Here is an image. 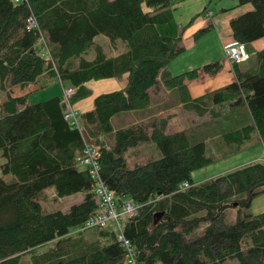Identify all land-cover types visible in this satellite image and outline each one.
I'll return each mask as SVG.
<instances>
[{"label": "trees", "instance_id": "trees-1", "mask_svg": "<svg viewBox=\"0 0 264 264\" xmlns=\"http://www.w3.org/2000/svg\"><path fill=\"white\" fill-rule=\"evenodd\" d=\"M244 4L251 8L232 17L229 26L233 40L248 51L249 67L196 98L185 83L174 91L182 109L210 117L209 129L198 135L187 129L169 132L170 114L115 130L111 122L118 113L147 109L150 89L171 78L168 64L184 51L188 24L177 22L170 0H0V81L26 88L42 76L57 79L76 88L74 104L91 95L86 82L127 77L123 88L94 97L93 107L79 114V127L64 118L61 94L29 102V93L10 91L0 103V167L13 175L10 181L0 177V264H21L23 256L31 264H129L110 227H95L100 239L90 243L70 236L97 209L95 181L87 167L76 164L83 139L98 145L100 176L117 202L131 198L141 205L122 227L139 263L264 264V211L248 210L264 192V160L198 183L190 176L212 161L206 152L210 137L231 147L228 153L255 142L264 146V48L250 46L264 38V0H239L237 6ZM31 15L37 26L27 29ZM211 28V23L199 28L193 40ZM39 32L49 53L37 43ZM100 34L112 43L123 41L126 49L107 56L97 45L94 58L85 59ZM221 68L215 60L201 69L213 75ZM213 106L226 108V114ZM221 117L224 129L209 136ZM106 135L109 144L102 140ZM145 142L154 143L160 157L128 167L126 151ZM185 181L191 185L181 189ZM50 186L59 197L83 193V198L66 211L44 212L39 195ZM230 208L236 210L231 223Z\"/></svg>", "mask_w": 264, "mask_h": 264}, {"label": "rangeland", "instance_id": "rangeland-1", "mask_svg": "<svg viewBox=\"0 0 264 264\" xmlns=\"http://www.w3.org/2000/svg\"><path fill=\"white\" fill-rule=\"evenodd\" d=\"M170 1L173 3L174 7H176L174 9L175 18L177 19V21H180L182 23L180 24L178 22L181 26H185L188 22L192 21L193 20L192 17L196 14H199V16L201 17L205 16L204 14L207 11V9L212 11L213 16H215L216 14L217 15L221 14L222 8H230V9L238 8V10L246 9V7H249L248 9L251 8L250 4H244V5H239L238 7H233L239 3V0H170ZM201 37L203 38L200 39ZM199 39L200 40H198L197 43L194 45L188 44V41L183 42L185 50L178 55L177 59L174 62H172V64L173 63L177 64V68H176L177 71H180L182 68L188 67L189 63L193 61H199L203 59L204 55L211 54L210 57H215V55L217 54V49L215 45H217L216 42L219 41L217 37V31L211 28L203 35H201ZM204 44L207 45V49H208L205 51V53L203 51ZM97 45H101L105 55H112L114 54L115 51L117 52L122 51L123 47L124 49H126L125 43L123 41L117 39L114 43H112L107 36L100 34L98 35V37L94 39V45L86 53L83 54V57L87 60L92 59V57L95 56L96 53L95 46ZM253 46L255 47L254 44ZM248 67H249V61L248 64L242 68V71L246 70ZM45 78L46 77L43 76L40 77L37 83L31 84L27 88H20L18 86L11 87L9 79L0 81V103H2L5 100V98L7 97V93L10 91L12 95H19L20 93L23 92L29 93L28 96L29 102H33L38 99L47 98L52 94H60L61 86H60V82L57 79L56 80L50 79L51 83L49 84L48 89L44 90L42 88L44 84L42 83L41 80ZM117 78H118L117 79L118 82H120L121 84L126 83L127 81V77H125V80L121 76ZM98 80L95 81L90 80L87 82L91 90V96H90L91 99L96 96L97 89H104L105 87L104 84L97 83L96 81ZM66 84L67 83L65 82L64 85ZM93 84L95 85L94 88L92 87ZM174 91L170 92L168 90V92H166L168 98L166 103L169 107H172V109H177L178 103H177L176 93ZM150 96L152 103L153 94L151 92H150ZM160 108H162V106L156 107L152 105L151 107L150 104V107L145 109L144 111H138L139 113H137V117L140 119L147 114L154 113L156 109H160ZM212 109L217 111L221 110V112H224L223 114H226V108L213 106ZM123 113L124 112L118 113L112 117L111 122L114 126H119V124L122 121H127L131 119V115H124ZM191 113H188V111L186 112V109H182L181 114H177L178 119H181L182 122L181 125L185 126L184 129L189 130V132L192 134H198V135L206 132L209 129L206 126L208 125L207 120L210 117L207 114L201 116L197 112H195L196 114L195 113L191 114ZM214 122H215L214 124L215 128L217 129L213 128L209 136L214 132L218 133L220 131L219 129L221 128L223 130L224 126L226 125V121L224 117L215 119ZM177 124H179L177 123V121L172 123L169 126V130H171L173 127H176ZM110 138L111 135H106L102 137V140L105 141L106 144H109ZM90 143H94V142L91 141ZM230 149L232 148L228 147L226 149V146L221 144L218 136L208 138L206 140V152L207 155L213 159L210 163L198 167L191 171L190 176L193 183L204 181L208 178L215 177L219 174H222L226 171H229L231 169H234L251 161H255L254 160L255 157H258L259 155L260 157L264 156V146L261 142L258 143L255 142L251 146L250 145L243 146L239 150L228 153ZM125 157L128 167H133L135 164H141L150 161L152 159H157L158 157H160V153L157 146L154 143L145 142L139 144L136 147L128 149L125 153ZM3 161L4 159L0 152V166ZM0 177H3L6 181H10L13 179L12 174L10 173L3 174L1 172V167H0ZM82 198H83V193H75L72 195L59 197L58 195H56L55 189L52 186L45 188L39 195V201L42 205V210L44 212H50L54 210L66 211L72 203L78 202ZM248 210L253 214H257L264 211V192L256 195L252 199ZM227 214H228L227 220L230 223L234 222L236 217V210L230 208L228 209ZM96 231H97L96 228H88L75 232L72 231L70 233V236H73L74 239L77 241L90 243L100 239L99 235L96 234ZM21 261H22L21 264H31L28 256H23ZM225 264H236V262L231 260L229 262H226Z\"/></svg>", "mask_w": 264, "mask_h": 264}, {"label": "crops", "instance_id": "crops-1", "mask_svg": "<svg viewBox=\"0 0 264 264\" xmlns=\"http://www.w3.org/2000/svg\"><path fill=\"white\" fill-rule=\"evenodd\" d=\"M233 7H238V6L235 5ZM248 8L249 7H246V9H242V10H238V8H233V9L222 8V9H224V11L221 12V14H218V15L216 14L215 16H213L212 20L208 19L206 16H203V17L197 16L194 20L191 21V23L188 22L187 23L188 25L186 26V28L184 30L182 44H183V42H186V41H188V44H193V45L196 44L197 41L202 39L203 37H201L200 39L198 38L197 40H193L192 34L196 30H198L199 28L205 27L208 23H211L212 29H215L217 31V37L219 40L218 42H216L217 45H215V47L217 49V54L215 55V57H210L211 54L204 55L203 59L189 63L188 67L182 68L180 71H177V69H176L177 64H174V63L172 64V62H174L178 56L175 57L174 59H172L168 64V70L170 72L171 78L168 80H165L166 85L164 84L163 80H160L159 85H157L156 87H152L150 89V92L153 94V101H152V103L150 102L151 107H152V105H154L156 107L162 106V108L156 109V111H154V113L147 114L140 119L137 117V113H139L138 111H131V110L126 111L123 114L124 115H131V119H129L127 121H122L119 124V126H114L112 124L114 130L117 128L129 126V125L134 124V123H138V122H140V121H142V120H144V119H146L152 115L165 116L168 114L172 115L168 119L167 130L169 132L184 129L185 126L181 125L182 124L181 119H178V116H177V114H181L182 109L180 108V105L177 106V109H172V107H169L167 105L166 102H167L168 98H167L166 92H168V90L170 92L171 91L173 92L176 89V87L179 86V84L185 83L187 85L190 96L192 98H196V97L201 96L203 94H206L208 92L214 91L218 88H221V87H223V86L227 85L228 83L235 80V74L232 71V66L224 54V46L233 40V38L231 36L229 20L232 17H234V16L242 13L243 11L247 10ZM177 22L182 24L180 21H177ZM96 37H98V35ZM263 39L264 38H260V39L255 40L251 43L250 46L253 48V50H259L262 47H264V40ZM253 44L255 45L256 48L253 46ZM123 49H124V47H123ZM123 49H122V51L125 50V49L124 50ZM206 50H208L207 45L204 44V47H203L204 53ZM122 51H119V52L115 51L114 54L107 55V56H116L117 54H119ZM93 58L94 57H92V59ZM89 60H91V59H89ZM215 60H218L222 63V68L217 73L210 75V74L202 71L201 68L204 64L213 62ZM195 68L199 69L197 71L196 76L193 78L187 79L190 71L195 69ZM121 77H123L125 80L126 75H123ZM117 79H118L117 77H110V78L99 79L98 81H96L97 83H102L105 86L104 89H97L96 95L99 93H102V92H108V91L118 90V89L123 88L126 83H122L123 84L122 85L120 82H118ZM41 81L44 84V86L42 88L44 90L48 89L49 84L51 83L50 79L45 78ZM30 85H28V86H30ZM85 85L89 88L87 82L85 83ZM92 87L94 88L95 85L93 84ZM39 91H41V90H39ZM24 93H27V92H23L20 94H24ZM52 95H54V94H52ZM52 95H50V96H52ZM90 96L83 98V99H80L79 101L74 103L75 109L77 111H79V114L81 112H85L87 110H90L93 107L94 97L91 99ZM39 100H42V99H38L36 101H39ZM149 107H150V105H149ZM188 113H191V112H188ZM175 121H177V123H179V124H177L176 127H173L171 130H169V126L172 123H174ZM256 158H258V159H256ZM260 159H264V156L260 157V155H259L258 157H255L254 160H260Z\"/></svg>", "mask_w": 264, "mask_h": 264}, {"label": "built area", "instance_id": "built-area-1", "mask_svg": "<svg viewBox=\"0 0 264 264\" xmlns=\"http://www.w3.org/2000/svg\"><path fill=\"white\" fill-rule=\"evenodd\" d=\"M15 2H22L26 0H14ZM206 17L210 20L213 18L212 11H206ZM37 26L36 19L33 15L29 16L26 20V28L31 29ZM37 43L45 46V52L48 48L45 39L41 32L37 39ZM49 53V52H48ZM224 54L232 66V71H242V68L248 64L249 54L243 43L232 40L224 46ZM60 82V81H59ZM61 86V103L63 105L64 118L72 125L79 127V112L74 108L71 102V97L75 93L76 88L71 86ZM83 147L79 153L76 154V164L78 166L87 167L91 178L95 181V199L97 202V209L89 216L82 225L75 228V231L95 227H110L116 234L120 245L125 251L126 261L129 264H141L135 259L134 247L130 241L123 234V219L134 217L141 205L131 198H126L119 204L114 195V192L108 188L103 182L99 172V164L96 160L98 145L90 143L87 139H83ZM190 183L185 181L181 184L180 188L190 187Z\"/></svg>", "mask_w": 264, "mask_h": 264}]
</instances>
